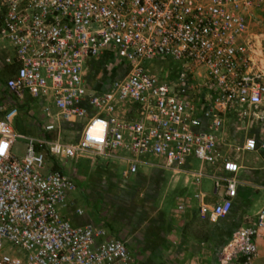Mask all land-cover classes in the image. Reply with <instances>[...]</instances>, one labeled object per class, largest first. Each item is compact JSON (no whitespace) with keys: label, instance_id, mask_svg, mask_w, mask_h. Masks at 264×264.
Instances as JSON below:
<instances>
[{"label":"built area","instance_id":"obj_1","mask_svg":"<svg viewBox=\"0 0 264 264\" xmlns=\"http://www.w3.org/2000/svg\"><path fill=\"white\" fill-rule=\"evenodd\" d=\"M263 7L264 0H0V43L12 48L4 61L14 71L0 85L9 97L0 105V264H135L126 241L63 216L76 184L55 163L104 159L125 164L129 177L145 158H160L169 170L192 173L196 187L204 178L224 187L214 205L200 189L193 198L203 219L227 217L240 166L218 144L228 116L249 121L264 106V47L250 31ZM89 60L107 62L103 91L88 86ZM169 60L178 65L165 69ZM25 103L39 111L38 135L16 130ZM242 150L264 152V139L248 138ZM192 160L200 166L189 172ZM262 232L264 208L233 234L222 263L254 264Z\"/></svg>","mask_w":264,"mask_h":264},{"label":"crops","instance_id":"obj_2","mask_svg":"<svg viewBox=\"0 0 264 264\" xmlns=\"http://www.w3.org/2000/svg\"><path fill=\"white\" fill-rule=\"evenodd\" d=\"M9 55H13V52H11L8 47H0V68L3 67V69H10L14 74L12 68L7 66L4 61L5 57ZM95 61L96 60H92L91 63H88L86 79L87 73L98 71V66ZM87 81L89 88L97 91H103L108 87V81L106 79L100 81V85L96 86L90 85L89 79H87ZM23 106H26L27 108L34 107V109L32 108V111L36 114V116L38 115L39 111L36 106L30 105V103H25L21 107ZM263 110L264 106L260 107V117H253L249 121H239L235 115H230L226 119L218 146L223 156L233 162H236L240 166V170L236 174V178L239 182L237 194L232 200L231 211L227 217L215 222L209 220L208 218L203 219L200 216L199 202L193 198L195 190H202L205 193L204 201L209 205H214L226 197V189L222 187L216 190L214 181L211 178H204L201 181V185L196 187L195 180L193 179L192 182L194 183L186 185L189 189L188 192L185 193L184 197H182L183 199L177 200L175 204L176 208L178 203L185 202L187 208L184 213H177L175 210L177 215H182L184 221H176L167 225L163 233V236L168 235L167 238L169 240H173L171 249H167L168 252L166 256V259L170 263L221 264L219 257L222 248L227 245L233 234L239 228L250 225L252 220L255 219L257 212L264 208V152L260 150L244 151L240 149L238 151L236 149L238 147H242L248 138H255L258 141L264 139ZM2 117L3 113L0 118ZM145 162L147 164L141 165L138 172L129 177H124L122 174L123 170L126 168L125 164L104 159H99L95 166L87 165L86 162L82 161L80 163H82L84 167L79 170H73L71 173L69 170L65 171V169H63L58 163L55 164L59 166V170L65 171L67 174L71 175L76 183L73 174L77 175V173L84 172L90 173L101 167L105 169L109 168L114 173H118L122 179H130L138 175L142 176L147 174L148 171L157 165V163H164V160L149 157L145 158ZM55 164L52 168L53 170ZM199 166L200 164L197 161L192 160L187 164L186 170L189 171L192 167L197 170L199 169ZM218 168L221 170L220 167ZM205 169L210 175L218 171V169L212 166H206ZM203 186L207 187L206 191H204ZM211 186H213L212 190ZM77 190L78 188L70 193L67 200V206L63 209V216L68 218L74 225L93 224L99 226L107 232V238L116 239L109 236L108 230L101 223L94 221L88 215L85 209L84 201L79 198ZM78 210L82 211V214H78ZM168 231H170V234H168ZM257 242L259 247V258L254 264H264V232L258 236ZM129 251L131 253L130 248ZM161 256H163V254H160V257Z\"/></svg>","mask_w":264,"mask_h":264},{"label":"rangeland","instance_id":"obj_3","mask_svg":"<svg viewBox=\"0 0 264 264\" xmlns=\"http://www.w3.org/2000/svg\"><path fill=\"white\" fill-rule=\"evenodd\" d=\"M250 31L258 37L264 47V7L257 11L251 22ZM3 46L8 47L12 52L8 43H0V47ZM91 62L92 60L88 61ZM95 63L98 71L87 73V79L92 86L100 85V81L106 79V60H96ZM177 65L178 63L169 60L164 68L171 69L170 66ZM12 74L10 69L1 67L0 85ZM8 98L1 92L0 105L8 101ZM0 113L1 117L2 112ZM15 127L18 132L38 134L41 131L40 117L34 114L31 107H20ZM77 131L68 132L66 137L69 140L75 139ZM17 146L21 151L20 156H23L22 141H18ZM236 149L239 151L242 147ZM59 165L70 173L84 167L82 163L72 162ZM193 170L195 168L192 167L189 172ZM73 177L78 188L77 194L84 201L88 215L94 221L101 223L108 230L110 237L127 242L135 264H173L166 259L167 249H171L173 240H169L168 235L163 236V233L167 225L184 221L182 215L175 213L174 208L177 200L183 199L182 197L188 192L189 187L186 185L194 183L192 173L173 172L168 170L164 163H157L147 174L130 179H122L118 173L103 167L90 173L73 174ZM203 189L206 191L207 187L203 186ZM227 245L220 253L221 264ZM160 254L163 256L160 257Z\"/></svg>","mask_w":264,"mask_h":264},{"label":"trees","instance_id":"obj_4","mask_svg":"<svg viewBox=\"0 0 264 264\" xmlns=\"http://www.w3.org/2000/svg\"><path fill=\"white\" fill-rule=\"evenodd\" d=\"M54 170H59V166L55 164Z\"/></svg>","mask_w":264,"mask_h":264}]
</instances>
